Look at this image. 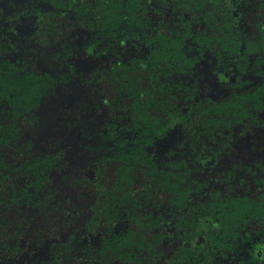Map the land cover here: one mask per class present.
I'll return each mask as SVG.
<instances>
[{"label": "flooded vegetation", "instance_id": "flooded-vegetation-1", "mask_svg": "<svg viewBox=\"0 0 264 264\" xmlns=\"http://www.w3.org/2000/svg\"><path fill=\"white\" fill-rule=\"evenodd\" d=\"M116 1L114 46L138 66L131 95L104 82L107 42L78 23L80 9L0 0V128H19L0 142L11 197L0 264H264V0ZM189 29L214 32L193 66L149 56ZM28 73L37 93L56 86L33 122L11 101L10 80ZM171 74L197 88L159 87ZM83 100L91 119L65 120ZM29 141L47 167L27 169Z\"/></svg>", "mask_w": 264, "mask_h": 264}, {"label": "trees", "instance_id": "trees-1", "mask_svg": "<svg viewBox=\"0 0 264 264\" xmlns=\"http://www.w3.org/2000/svg\"><path fill=\"white\" fill-rule=\"evenodd\" d=\"M68 3H63L65 7H71L73 9H80L79 10V16L77 14L78 23L89 25L92 30L96 31V43L97 42H107V44H103L102 47L94 46L92 47L98 49L97 54L101 57L105 56L108 59L107 66L105 67V73L108 74L107 82L113 89L121 92V89H124L123 93L132 94L133 89L135 88V85L132 84L131 78H130V72L134 71L138 68V66L134 63H128L126 62L123 54H121L115 45V40L118 38L117 36V28L119 26L120 17L116 13L117 8V1L116 0H67ZM62 5V6H63ZM96 12V14H95ZM207 21L211 22L212 18L208 17ZM211 25V24H209ZM212 26V25H211ZM175 33V31H172ZM228 33L225 32V35ZM164 37V36H163ZM161 37V39L163 38ZM162 46L161 48H155L156 53H150L149 56H154V58H158L163 56L164 58H168L173 61H178L180 64L182 63L183 57H187V62L184 65H187L188 67L193 66V62H195L193 59H196L199 55L198 50L202 48L201 44H207L210 45L214 41V32L206 31L204 34H199L191 29L189 30H183L178 31L177 34H174L172 36L166 35L162 39ZM238 47V44H236ZM97 47V48H96ZM93 48V49H94ZM159 49V51H158ZM93 51V50H92ZM124 58V59H123ZM150 58L147 57V61ZM146 62H140L138 61L137 64L140 66H144ZM181 67V65H180ZM183 68V67H182ZM197 70V67L194 69ZM180 72V70L178 71ZM188 72V71H187ZM124 76L123 79H121V75ZM18 77L12 78L10 80V89L12 92V106H16L17 108H14V111L19 110H27L29 114V120L31 122L37 121L40 119V116L37 114H34V110H37L39 108L40 104V96L46 95L48 93L49 89H54L56 86H53L50 82H44L43 84V93L41 92L37 93V88H40V82L38 79L32 74L28 73L27 75H17ZM0 100H3L5 96H7L6 88L8 86L7 81L0 78ZM127 79V80H126ZM195 79L192 80V78H188L185 82H181L180 80H176L175 76L171 74L166 81H162L159 87H166L164 84H167V88L170 89L172 92H179L178 89H181V87H186L189 90H195L197 86L194 84ZM94 90V85H93ZM6 93V94H5ZM83 94V92H81ZM174 94V93H172ZM194 93L188 94V98H191ZM157 101V99L155 98ZM163 100L161 99V102ZM116 103L115 99L112 104ZM107 103V102H106ZM209 105H215V100L208 98ZM82 104H85V109L80 108L77 109V113L74 112L73 108H69V113L65 114L66 117L65 120L73 115L78 117L79 121L86 120L88 118H84L83 116L85 114L88 115V110L92 109L91 106H87L85 101H82ZM95 103H92L94 105ZM208 113L209 111H204ZM75 113V114H74ZM92 117V116H91ZM91 117L89 119H91ZM207 117V116H206ZM88 119V120H89ZM71 120V119H70ZM207 121L212 123L215 121V117H207ZM69 121V120H68ZM116 127L115 122L114 123H107L105 126H102L101 133L102 135L105 132V129L114 130ZM31 128H35V132L39 130L38 125H32ZM19 132L18 127H11V128H0V142L2 140H9L10 138L14 137ZM30 140V139H29ZM32 147V141L28 142V162L32 161L28 165V170L32 168H39V167H47L48 161L51 162L50 154L46 155H39L36 154L34 157V153L32 154L30 152V148ZM0 158H2V155L0 154ZM0 164L3 165V160L0 159ZM0 181L3 180L4 174L0 170ZM13 196V199L19 203L20 199L22 198V194L15 192L11 194ZM25 195H31V191H27ZM30 197V196H29ZM11 197L3 192V187H0V226L4 227V225H11L10 222L6 219V209L5 207H9V199ZM13 202V200L11 201ZM9 204V205H8ZM16 211H20V208L14 209ZM13 225V224H12ZM55 256V255H54ZM54 259H57L60 261V259L55 256Z\"/></svg>", "mask_w": 264, "mask_h": 264}]
</instances>
